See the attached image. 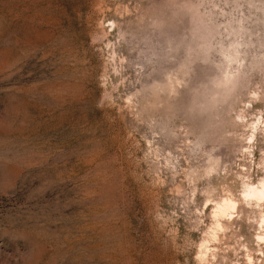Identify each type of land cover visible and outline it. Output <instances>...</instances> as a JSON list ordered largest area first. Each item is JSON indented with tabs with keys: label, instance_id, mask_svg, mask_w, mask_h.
Returning <instances> with one entry per match:
<instances>
[{
	"label": "rangeland",
	"instance_id": "rangeland-1",
	"mask_svg": "<svg viewBox=\"0 0 264 264\" xmlns=\"http://www.w3.org/2000/svg\"><path fill=\"white\" fill-rule=\"evenodd\" d=\"M0 264H264V0H0Z\"/></svg>",
	"mask_w": 264,
	"mask_h": 264
}]
</instances>
